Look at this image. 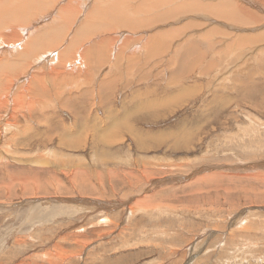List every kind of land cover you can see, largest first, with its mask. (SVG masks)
<instances>
[{"label":"rangeland","instance_id":"obj_1","mask_svg":"<svg viewBox=\"0 0 264 264\" xmlns=\"http://www.w3.org/2000/svg\"><path fill=\"white\" fill-rule=\"evenodd\" d=\"M130 1L110 0V18L67 32L63 48L78 34L71 53L78 60L68 59V70L18 61L20 88L0 109V264H264V52L240 72L238 45L245 58L256 43L238 44L229 56L222 44L206 46L205 36H166L178 27L173 12L156 7L147 20L145 3ZM117 8L125 13L116 16ZM80 32L91 33L88 40ZM151 34L159 39L157 53L146 48ZM120 54L126 56L118 60ZM46 88L52 107L45 109ZM184 90L188 95L173 103ZM163 102L171 104L158 107ZM166 177L178 180L138 191ZM117 198L131 199L132 215L87 204Z\"/></svg>","mask_w":264,"mask_h":264},{"label":"bare ground","instance_id":"obj_2","mask_svg":"<svg viewBox=\"0 0 264 264\" xmlns=\"http://www.w3.org/2000/svg\"><path fill=\"white\" fill-rule=\"evenodd\" d=\"M94 3L90 4L88 3V0H0V50L3 52V55L5 57H0V62L3 63H10L4 66H0V109L8 104V101L13 100L14 97V92L16 90H14V81H15V77L17 76V74L21 71L17 70V64L19 63L18 61H21L23 57H29V59L22 65V66H27L30 68V66L32 67V65L36 64H43V68L45 69H53V67H57V71H58V67L61 69H64L69 67L68 64L70 62H72L71 60H68L70 58L73 59H77L78 60V55L72 57L73 52H76V50L78 51V40H76L78 38V34L76 35L75 39L73 41H71L69 43V45L64 46L65 48L62 47V45H64L63 42V37L67 34V32L73 27L75 26L72 31L74 29H76L79 24H82L83 22H92V21H98V20H102V19H108L107 16L109 17L110 15L113 14L114 9L113 8H108L109 6H112L113 4H110V0H92ZM129 1V0H128ZM136 1V0H135ZM133 1V2H135ZM132 2V0L130 1ZM132 2V3H133ZM138 3H145L143 4L146 8V11L144 13V15H146L145 17L148 18L147 20H149V10L153 11L155 10L156 7L160 8V9H165L169 12H173L175 14V16L171 19L172 21H175L176 24H178V27H174L168 30V32L166 33V36H172L176 33H179L181 35H183L184 37H187L188 35L192 34L191 38L194 40H197L200 37H208L210 38V44L208 43H204L206 46H209L211 48L217 47L218 44H222L223 49L222 51L224 53H226V55L231 56V54L233 53V51L236 48V45L241 44L243 42H249V43H256L257 44V48L255 51H252L251 54H249L248 56H246L245 58L243 57V52L244 50L241 48L240 45H238V49L241 52L239 59L236 60L237 63L239 64L237 67V70L240 72H245L246 68L251 65L254 64L257 60V54H258V59L260 57V55L264 52V0H146L145 2H140L138 0ZM90 4V5H89ZM137 4V3H136ZM120 5V4H119ZM116 6V5H115ZM120 7V6H119ZM101 8H105V9H101ZM107 8V9H106ZM128 9V8H127ZM141 10V9H140ZM144 10V9H143ZM135 11V10H134ZM128 12V11H127ZM141 12V11H140ZM125 13L124 9L122 8H117V12H116V16H121V14ZM127 14V13H126ZM79 16V17H78ZM141 17V16H140ZM110 18V17H109ZM112 18V17H111ZM140 19V18H139ZM145 19V18H144ZM78 20V25L76 24ZM124 21V20H123ZM132 21V20H131ZM99 22V21H98ZM118 22V21H117ZM120 22V21H119ZM130 21H127V23ZM157 22V21H156ZM124 23V22H123ZM146 23V22H145ZM145 23H143L144 25H146ZM192 24H196L198 27L196 29H192L188 31V26L192 25ZM124 25V24H123ZM125 27V26H124ZM121 28V27H120ZM152 28V27H151ZM102 30V29H101ZM158 30V29H157ZM106 31V30H105ZM104 31V32H105ZM114 31V30H113ZM70 34V33H69ZM89 34L91 33H87V32H80L79 35L83 36L85 38V40H88L86 38H88ZM93 34V33H92ZM138 34V33H137ZM145 34H147V36L149 35L148 32H145ZM94 36V35H93ZM151 40L149 41L151 43V41H153V43L147 44L146 48L147 49H152L154 52L157 53V49L160 48V46L158 47L157 42L159 41L157 34H151ZM159 36V35H158ZM140 37V36H139ZM160 37V36H159ZM163 37V36H162ZM25 38V39H24ZM133 38V37H131ZM218 38V39H217ZM23 39V40H22ZM141 39V38H140ZM148 41V38H146ZM127 40V39H125ZM124 40V41H125ZM217 40V42L215 41ZM23 41V43H21ZM106 41L105 45L107 43L111 44L110 38L106 37ZM132 41V40H131ZM23 44V45H19V44ZM66 43V42H65ZM17 46H19V51H17V53H19L20 55L17 57L13 56L14 50L15 48L17 49ZM100 46L104 47V45H102V43L100 44ZM162 46V45H161ZM69 47H71L72 51L69 49ZM75 47V48H74ZM139 47V46H138ZM163 47V46H162ZM167 47V46H166ZM101 49V48H100ZM143 49V48H142ZM161 49V48H160ZM160 49L158 51H160ZM164 49V48H163ZM103 51V50H102ZM108 51V50H107ZM163 51V50H162ZM106 52V51H105ZM109 53V51H108ZM111 53V52H110ZM55 56V60H52L48 62L49 56L53 55ZM65 54H71L69 57H66ZM75 54V53H74ZM77 54V52H76ZM2 55V54H1ZM9 55V56H8ZM97 55V54H96ZM100 55V54H99ZM103 54H101L102 56ZM77 57V58H76ZM100 57V56H99ZM105 57V56H104ZM130 58V57H129ZM139 58V57H138ZM52 59V58H51ZM134 60V58H132ZM31 60V63H29ZM76 60V62H77ZM40 61V62H39ZM113 61V60H111ZM144 61V60H142ZM55 62V63H54ZM139 62V61H138ZM33 63V64H32ZM103 63V62H102ZM126 65L130 66L129 62H125ZM136 63V61H135ZM142 63V62H140ZM58 64H61L60 66H56ZM108 64V63H107ZM115 64V63H114ZM138 64V63H137ZM75 65V63H74ZM144 65V64H143ZM97 66V64H96ZM103 66V65H102ZM116 66V65H115ZM113 66V68L115 67ZM141 66V65H140ZM210 66L212 67L211 63ZM35 69H37V66ZM41 69V66H39ZM75 67V66H73ZM79 67V66H78ZM100 67V66H98ZM110 67V66H109ZM119 67V66H118ZM136 67V66H135ZM137 67L139 68V66L137 65ZM193 68H195V64L192 66ZM20 68V67H19ZM77 68V67H76ZM80 68V67H79ZM83 68V67H82ZM107 68V67H106ZM112 68V67H111ZM117 66L115 67L116 70ZM122 68V67H119ZM153 68V67H152ZM210 68V67H208ZM69 68H67L68 70ZM72 69V68H71ZM100 69V68H99ZM118 69V68H117ZM127 69L126 67L123 68ZM129 68L128 71H130ZM151 69V68H150ZM149 69V70H150ZM154 69V68H153ZM207 69V68H206ZM5 71L3 73V71ZM25 71L28 69H24ZM31 70V69H30ZM66 70V71H67ZM75 71V69H73ZM72 70V71H73ZM90 70V69H89ZM148 70V69H147ZM160 70V69H159ZM204 70V69H203ZM23 71V70H22ZM36 71V70H34ZM38 73L39 70L37 69ZM36 71V74H37ZM44 71V70H43ZM47 71V70H46ZM45 71V72H46ZM56 71V72H57ZM65 71V76H69ZM78 71V70H77ZM127 71V72H128ZM139 70L137 69V72ZM30 72H33L30 71ZM42 72V71H41ZM40 72V75H42ZM48 72V71H47ZM116 72V71H115ZM133 72V71H132ZM136 72V71H135ZM141 72H143L142 70L139 72L141 74ZM21 73V72H20ZM19 73V74H20ZM24 73V72H23ZM21 73V74H23ZM34 73V72H33ZM44 73V72H43ZM64 73V71H63ZM73 73V72H71ZM89 73V72H88ZM91 73V72H90ZM89 73V75H90ZM114 73V72H113ZM119 73V72H118ZM117 73V74H118ZM122 73V71H121ZM138 73V74H139ZM160 73V72H159ZM29 73H27L28 75ZM35 74V75H36ZM47 74V73H46ZM45 74V75H46ZM60 74V73H59ZM120 74V73H119ZM123 74V73H122ZM132 74V73H131ZM137 74V75H138ZM139 74V76H140ZM151 74V73H150ZM149 74V75H150ZM161 74V73H160ZM30 75H33L30 73ZM62 75V73H61ZM72 75V74H71ZM86 75V74H85ZM88 75V74H87ZM86 75V76H87ZM88 75V76H89ZM94 75V74H93ZM106 75V74H105ZM104 75V76H105ZM148 75V74H147ZM159 75V74H158ZM156 75V76H158ZM24 76V75H23ZM38 76V74L36 75ZM54 76V75H53ZM64 76V77H65ZM78 78L81 77L78 76V73L76 75ZM91 76V75H90ZM89 76V77H90ZM96 76V75H95ZM103 76V77H104ZM123 76V75H122ZM133 76V75H132ZM155 76V78H156ZM31 77V76H30ZM56 77V76H55ZM70 78H72V76H69ZM85 77V76H84ZM115 77H118L117 75ZM136 77V76H135ZM143 77V76H142ZM147 77V76H146ZM32 78V77H31ZM34 78V77H33ZM32 78V81H33ZM75 78V77H73ZM83 78V77H82ZM104 78H107L104 77ZM118 78L121 79V77L119 76ZM123 78V77H122ZM126 78V77H124ZM138 78V77H137ZM136 78V79H137ZM159 78V77H158ZM25 80L28 79V77L24 78ZM35 79V78H34ZM92 77L89 79L91 80ZM117 79V78H116ZM139 79V78H138ZM141 79V78H140ZM146 79V78H145ZM153 79V78H152ZM157 79V78H156ZM37 80L41 81L40 78H37ZM44 80V79H43ZM46 80V79H45ZM78 80V79H77ZM80 80V79H79ZM86 80V78L82 79ZM88 80V78H87ZM110 80V78H109ZM115 80V79H114ZM122 80V79H121ZM28 83L30 82V80H27ZM35 81V80H34ZM49 81V80H48ZM52 81V80H51ZM113 85H115L114 83L117 81H113ZM140 81V80H139ZM146 82V80H144ZM143 81V82H144ZM21 83V81H19ZM26 82V81H25ZM54 82V81H53ZM102 82V81H101ZM126 82V81H125ZM141 82V81H140ZM19 83V84H20ZM27 83V82H26ZM24 83V84H26ZM36 83V82H35ZM34 83V84H35ZM44 83V82H43ZM52 83V82H51ZM78 83V82H77ZM90 83V82H89ZM98 83V82H97ZM23 84V83H22ZM23 84V86H24ZM31 84H33V82H30L28 87L30 89ZM42 84V83H41ZM83 84V83H81ZM86 84V83H85ZM84 84V85H85ZM95 84V83H94ZM133 84V83H132ZM131 84V85H132ZM137 84V83H136ZM43 85V84H42ZM46 85V84H44ZM55 87L57 86L56 84H54ZM54 85H52L54 87ZM83 85V86H84ZM134 85V84H133ZM255 85V84H253ZM257 85V84H256ZM18 86V85H17ZM16 86V87H17ZM38 86V84H37ZM50 86V85H49ZM73 86V85H72ZM79 86V85H78ZM77 86V87H78ZM99 86V85H98ZM159 86V84H158ZM19 87V86H18ZM52 87V88H53ZM74 87V86H73ZM91 87V85H90ZM115 87V86H114ZM127 87V85H126ZM256 87V86H255ZM20 88V87H19ZM23 88V87H22ZM19 89V90H22ZM34 91H39V87H34ZM32 88V89H33ZM41 88V87H40ZM44 88V86H43ZM41 88V89H43ZM49 90V87H47ZM46 89H44V97L43 101H45L47 103V108H50L51 106V97L49 94V91ZM58 88V87H57ZM95 89V87H93ZM92 88V89H93ZM97 88V87H96ZM137 88V87H136ZM17 89V88H16ZM72 89V88H71ZM75 89V88H74ZM91 89V90H92ZM256 89V88H255ZM24 90V89H23ZM27 91H25L26 93L29 91L31 92V90L26 89ZM78 90V89H77ZM90 90V89H89ZM116 90V88H115ZM43 91V90H42ZM41 91V92H42ZM55 91V90H54ZM85 91V89H84ZM95 91V90H94ZM99 91V90H98ZM138 91V90H137ZM155 91V90H154ZM20 92V91H19ZM33 92V91H32ZM83 92V91H82ZM97 92V91H96ZM25 93V94H26ZM43 93V92H42ZM74 93V92H73ZM84 93V92H83ZM93 93V92H92ZM17 94V93H16ZM31 94V93H30ZM49 94V95H48ZM55 94V92H54ZM85 94H87L85 92ZM90 94V93H89ZM114 93H112L111 95H113ZM19 95V93H18ZM17 95V96H18ZM21 95V94H20ZM19 95V97H20ZM29 95V94H28ZM33 95V93L31 94ZM37 96V94H35ZM93 95V94H92ZM188 95V90H184L182 91L180 94L177 93V100L175 101L174 98V103H177L178 101L180 102V100H182V97H186ZM27 96V95H26ZM48 96L50 97L49 101H47ZM24 97V96H23ZM29 96L26 97V99ZM41 97V96H39ZM3 98H5V100H3ZM17 98V97H16ZM21 98V97H20ZM25 98V97H24ZM30 98V97H29ZM28 98V99H29ZM110 99V97H107ZM11 99V100H10ZM23 98L20 99V101ZM34 99V98H33ZM54 99V98H52ZM89 99V98H88ZM106 99V98H105ZM25 100V99H24ZM31 100V99H30ZM29 100V101H30ZM41 100V99H39ZM55 100V99H54ZM53 100V101H54ZM107 100V99H106ZM105 100V101H106ZM113 100V99H111ZM171 101H173L170 98ZM38 101V99H37ZM58 101V100H57ZM67 101V100H66ZM65 101V105L61 102L60 105H64V107H67V105H71L70 103L67 104L68 102ZM108 101V100H107ZM14 102V101H13ZM17 103L19 101H16ZM15 102V103H16ZM23 102V101H22ZM22 102L20 103V105L22 104ZM94 102V101H93ZM178 102V103H179ZM11 103V102H10ZM14 103V104H15ZM24 103H26L24 101ZM39 103H43V102H39ZM13 104V103H12ZM13 104V105H14ZM31 104V103H29ZM44 104V103H43ZM16 105V108L19 107ZM14 105V106H15ZM27 105V103H26ZM25 105V106H26ZM32 108L29 109H33V107H35L33 104ZM30 105V106H31ZM90 105V104H89ZM92 105V102H91ZM90 105V106H91ZM94 105V103H93ZM179 105V104H178ZM7 106V105H6ZM28 106V105H27ZM28 106V107H30ZM56 107V104L54 105ZM53 106V107H54ZM24 107V106H21ZM20 107V108H21ZM38 107V105H37ZM52 107V106H51ZM59 107V106H58ZM73 107V106H72ZM93 107V106H92ZM183 107V106H182ZM8 108V107H7ZM40 108V107H39ZM43 108V107H42ZM60 108V107H59ZM6 109V108H5ZM4 109V110H5ZM18 109V108H17ZM27 108V111L29 110ZM8 110V109H7ZM73 110V109H72ZM1 112V110H0ZM8 112V111H5ZM12 112V111H10ZM49 112V111H47ZM55 112V111H54ZM153 114L158 113L157 109H153L151 111ZM3 113V112H1ZM17 113V112H16ZM31 113V112H30ZM29 112L27 113L28 115L30 114ZM75 113V112H74ZM14 112L9 115L13 118L14 117ZM3 116V114L1 115ZM7 116V115H6ZM7 116V119H9ZM5 117V115H4ZM23 117V116H22ZM119 117V116H118ZM3 120V117H1ZM6 118V117H5ZM13 120V119H12ZM9 121V120H8ZM117 121V120H116ZM10 122V121H9ZM7 125V124H6ZM15 125V124H14ZM7 128V127H6ZM102 128V127H101ZM112 128V127H111ZM114 128V127H113ZM8 129V128H7ZM115 129V128H114ZM104 130V129H103ZM103 130H101V132H103ZM112 130V129H111ZM100 131V130H99ZM115 130H113L114 132ZM105 132V131H104ZM112 133V131H111ZM115 133H117V131H115ZM112 135V134H111ZM115 135V134H113ZM111 138H113V136H111ZM123 138V137H121ZM147 140V139H145ZM143 141V140H142ZM118 142V141H117ZM148 142V141H146ZM151 143V142H150ZM149 143V144H150ZM116 144V142H115ZM146 144V143H145ZM140 147L144 146V143L139 144ZM154 145V144H153ZM151 146V145H150ZM156 147V146H155ZM143 148V147H142ZM153 149V148H152ZM34 154V153H33ZM30 155V154H29ZM24 156V155H23ZM22 157V156H20ZM26 158V157H25ZM15 159V158H14ZM12 159V160H14ZM19 161V160H18ZM132 162V161H131ZM233 166V165H232ZM2 167V166H1ZM135 167V166H134ZM214 167V166H213ZM160 168V166H159ZM139 169V168H138ZM207 169V168H206ZM122 171V170H121ZM138 171V170H137ZM141 171V170H139ZM147 171V170H146ZM128 172V171H126ZM201 172V171H200ZM148 173V171L146 172ZM183 174V173H182ZM37 175V174H36ZM124 175V174H123ZM137 175V173H136ZM143 175V173H142ZM141 175V177H142ZM145 175V174H144ZM143 175V176H144ZM151 175V174H150ZM157 175V174H156ZM218 175V174H217ZM138 176V175H137ZM148 176V175H147ZM38 177V176H37ZM150 177V176H148ZM147 177V178H148ZM19 178V177H18ZM139 178V177H138ZM144 177H142L141 179L143 180ZM152 178V176H151ZM26 179V178H25ZM174 179V181H172ZM176 178H160V179H151L149 180L146 184H142L143 186H141L140 190H138L139 192H145L146 190H150V189H157L159 186L167 184L169 182L173 183L176 182ZM22 180V178H21ZM27 180V179H26ZM31 180V179H30ZM37 180V179H35ZM39 180V179H38ZM135 180V179H134ZM14 181V180H11ZM136 181V180H135ZM144 181V180H143ZM40 182V181H39ZM132 182V181H131ZM138 182V181H137ZM141 182V181H139ZM27 183V182H25ZM33 183V182H32ZM36 183V181H35ZM136 183V182H135ZM170 183V184H171ZM11 184V182H10ZM9 185V184H8ZM22 185V184H21ZM33 185V184H32ZM35 185H38V183H36ZM2 187V184L0 185ZM24 186V185H23ZM167 186V185H166ZM165 186V187H166ZM4 187V186H3ZM18 187V186H17ZM37 187V186H36ZM6 188V187H5ZM35 188V187H34ZM33 189V187H32ZM138 189V188H137ZM9 190V189H7ZM114 190V187H113ZM131 190V189H130ZM3 191V190H2ZM134 191V190H133ZM153 192L155 190H152ZM151 191V192H152ZM36 192V191H35ZM34 192V193H35ZM118 192V191H117ZM129 192V191H128ZM137 192V193H139ZM161 192V191H160ZM115 194V193H114ZM131 194V193H130ZM153 194V193H152ZM128 195V194H126ZM142 195V194H140ZM31 196V195H30ZM130 196V195H129ZM140 197V196H139ZM124 198V197H123ZM162 198V197H161ZM121 199V198H120ZM154 199V198H153ZM61 200V199H60ZM85 200V199H84ZM133 201V200H132ZM86 202V201H85ZM92 201H87V203H91ZM137 202H141L138 201ZM131 203V199H124V200H119L117 198V200H114V202L112 203H107V205H114L112 206V208L114 210L119 209V208H123L128 212H130V214L132 215V207L131 205L129 206V204ZM147 203V202H146ZM92 208H94V205L92 206ZM138 208V206H137ZM104 209V207H103ZM135 208L133 207V210ZM139 209V208H138ZM141 210V209H140ZM104 211V210H103ZM105 212V211H104ZM114 212V211H113ZM103 214V213H102ZM114 214V213H113ZM126 215V214H125ZM76 228V227H75ZM77 243V242H76ZM100 244V242H99ZM84 249V248H83Z\"/></svg>","mask_w":264,"mask_h":264},{"label":"crops","instance_id":"obj_3","mask_svg":"<svg viewBox=\"0 0 264 264\" xmlns=\"http://www.w3.org/2000/svg\"><path fill=\"white\" fill-rule=\"evenodd\" d=\"M122 56H126L125 54H120L119 55V57L117 58L118 60H121V57ZM121 62V61H120ZM129 63L131 62V61H128ZM178 97V96H177ZM170 102H173V101H171L170 100ZM174 103V102H173ZM160 104H164L165 106H167L168 107V105H170V104H168V102H163V103H159V105H158V107L160 106ZM45 105L46 106H44V108L46 109L47 108V103L45 102ZM73 105V104H72ZM68 146H69V144H68ZM88 204V203H87ZM105 204H107V203H105V201H100V200H97V201H92L90 204H88V205H91V206H93L94 205V210H96V209H103V207H105L106 205Z\"/></svg>","mask_w":264,"mask_h":264},{"label":"water","instance_id":"obj_4","mask_svg":"<svg viewBox=\"0 0 264 264\" xmlns=\"http://www.w3.org/2000/svg\"><path fill=\"white\" fill-rule=\"evenodd\" d=\"M75 200H77L78 202L82 201V199H75ZM104 209H112V205H107V206L104 207Z\"/></svg>","mask_w":264,"mask_h":264}]
</instances>
